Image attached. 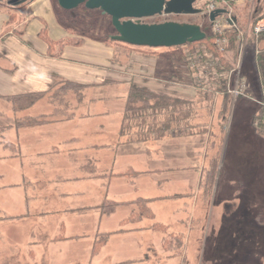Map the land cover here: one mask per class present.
<instances>
[{
	"label": "rangeland",
	"instance_id": "374dc122",
	"mask_svg": "<svg viewBox=\"0 0 264 264\" xmlns=\"http://www.w3.org/2000/svg\"><path fill=\"white\" fill-rule=\"evenodd\" d=\"M25 4H20L22 6L16 9L5 6L17 10L18 14L26 7ZM195 6L207 9V0H197ZM233 7L234 15L250 16L254 19L264 13V0H238ZM86 8L85 4H82L73 11V14L80 16L82 25L89 24L93 15ZM73 20V17L68 16L65 23L78 34L81 33ZM167 20L192 22L205 27L208 17L204 12L193 15L163 14L145 18L143 21L153 23ZM97 21V26L88 32L89 35L106 37L105 29H108L109 33H116L113 24L111 27V16H100ZM102 21L103 28L99 26ZM60 25L62 26L61 23ZM212 30L214 31V28ZM110 47L113 48L116 61L132 65V73H137L140 69L135 66V60L140 56L148 66H155L156 74L163 77L171 75L165 84L176 85L174 89L195 92L198 99V89L203 92L200 101L194 104L191 119L187 121L189 126L176 129L175 136L170 135L157 141H136L119 145V148L124 150L133 148L132 151L136 154H150L148 165L163 169L156 174L158 181L155 193L168 196H164L167 199H158L153 205L157 220L169 225L168 232L153 228L113 232L101 252L93 255L99 232L135 226L133 223H121L123 218L133 212L135 206L123 204L115 212L102 213L100 205L97 204L107 197L106 187L111 179L108 175L100 178L97 176L92 180L69 181L65 178L68 175L83 176L87 170H82V166L88 164L97 152L86 150L85 153H74L75 155L69 158L48 156L47 171L37 192L41 195L46 190L49 195L53 187H61L67 191L76 190L78 192L66 196L63 203L68 206L89 205V210L81 212L86 208H76L74 211L80 212L47 213L45 211H49V196L41 197L36 203L32 197L34 202L30 208H44L43 213L0 223V264H113V260L129 258L133 261L118 264H264V136L256 132L254 125V115L263 106L264 89L259 82L253 51L248 49L246 52L241 70L242 76L247 79L246 94L234 99L228 91L230 98L225 108V91L217 89L210 76L216 75L215 64L207 69L209 61L212 60L223 64L216 61L217 58L213 55L192 56L189 61L180 62L151 55L149 53L153 49L149 47ZM166 50L158 48L155 51ZM226 57L233 63L227 72L228 90L229 73L236 66L238 55L234 57L230 53L226 54ZM194 76L202 77L196 81ZM131 83L137 82L126 78L114 84L93 85L83 91L82 99L78 98L75 91H69L66 94L69 106L67 111L61 114L54 113L55 104L52 106L48 99L41 101L38 108H35L36 111L43 112L40 115H45L54 123L43 126L41 131H37L40 133H34L35 136L55 140L62 148L75 144L85 148L84 144L90 141L116 143V133L122 123ZM152 87L174 90L166 86ZM105 108L109 112L103 114L101 111ZM9 113L5 110L6 123L11 120ZM71 113H75L73 117H69ZM27 116L29 115L20 118ZM191 122L198 124L190 125ZM12 130L14 129L9 130L8 136H15L16 139L18 135ZM11 132L13 134H10ZM25 136L21 131L18 139ZM66 137H75L77 142H66ZM214 155L219 157L218 172L214 185L205 190L200 184L201 176ZM124 161L118 162L116 166H124ZM58 166L60 169H57ZM8 178L13 179L11 182L23 181V177L16 172ZM143 178L145 186L142 188L153 190L150 177ZM127 181L124 176H114L108 192L109 197L125 199V196L134 194L135 188ZM24 186L0 189V203L8 198V194H14V210L21 208L26 211L25 197L29 190ZM33 190L31 188L30 195ZM57 204L60 205V202ZM62 223L67 224L65 233L70 235V238L52 241L51 238L62 231ZM172 232L185 234L182 254L173 255L164 247V238ZM76 234L80 236H75Z\"/></svg>",
	"mask_w": 264,
	"mask_h": 264
},
{
	"label": "crops",
	"instance_id": "0c3cea01",
	"mask_svg": "<svg viewBox=\"0 0 264 264\" xmlns=\"http://www.w3.org/2000/svg\"><path fill=\"white\" fill-rule=\"evenodd\" d=\"M25 5L26 7L24 9L22 8V10L18 14L17 10L12 11L17 14L16 19L18 21L16 19L12 20V14L9 8L5 6L0 8V115H2L0 118V189H7L9 187L11 188L12 186L21 187V185L24 186L25 184L24 187L28 188L29 193H27V196L25 197L26 211L21 210V208L18 210H14L16 208L15 195L8 194V198L4 202L0 203V223L8 222L10 220L15 221L16 218H28L31 215L43 213L44 208L31 209L30 207L34 200L36 203L37 200L40 201L41 197L48 198V196L49 211H45L47 213L80 212L74 211L76 208H86L81 212L88 211L89 208L87 207H89V205L68 206L63 203V199L68 195L71 196L74 193L78 192L76 190L67 191L62 189L61 187H53L52 189H50L51 191L49 192V195L46 190H44V193L41 195L37 192L41 187V179L44 178V174L47 171L48 156H66L69 158L75 155L77 152L85 153L87 152L86 150H88L94 153L97 152V154L94 155V157L90 160L88 164H84L82 166V170H87V172L80 177L68 175L65 177L66 179H68L69 181H74V179L92 180L97 176L100 178L102 176L108 175L107 177L111 178L110 183L106 187L107 191L109 192V189L112 187L111 180L113 179V177L124 176L121 174L126 172L128 169L133 168L139 173L133 177H124H126L128 180L127 182L131 183L132 186L135 188V193L125 196V199H116L109 197L107 192V197L102 202L107 199L115 200L120 202V205L124 204L135 206V208L133 209L134 211L137 209V205L133 202L139 198H147L151 199L149 205L154 211V216L152 218L145 217L138 222L127 223L135 224V226L133 227H122L117 229L116 231L104 232L113 233L124 232L128 230L141 231L143 229H156L153 227V225L156 223H162L169 226L167 223L157 220L156 211L153 205L154 203L159 201L158 199H167L164 197L166 195L159 196L155 193L156 182L158 181L156 174L162 172L163 169L148 165L147 161L149 160V158H151L150 154H148V156L144 153L136 154L132 151L133 148H125V150L119 148V145H122L124 143L136 142V140L131 139L130 136L121 134L122 123L117 129V141L114 144L107 142L90 141V143L84 144V148L83 146H79L80 144L78 141L79 145L75 144L74 146L71 145L69 147L62 148L55 140H47L46 137L35 136L36 133H40L37 131H41L43 126L54 122L30 127H15L16 120L21 116H34L43 113L36 111L38 105L42 103L41 101H45V99H48L52 106H54L53 102L49 97H43L42 99L38 100L33 106L23 109L21 108L18 110L15 109L14 102L11 98L23 94L47 92L55 84L56 87L57 85L61 86L66 81L80 83L87 87H90L93 85H103L107 83L114 84L117 82H121L126 78L133 81L135 80V82H137L135 84L137 85L151 87L152 89L164 91L166 93L176 96H182L184 98H188L194 101H200L203 94L202 90L198 89L200 93V98L198 99V96L197 94H195V92L174 89L176 85L169 84L172 85L169 86L165 84V81L169 80V76H171L170 74H167L169 76L165 77L156 74L155 66H148L145 62V59L143 58V60L140 56H136L137 58L135 60V66L140 67V69L137 73H132L130 70L132 65H127L125 62L121 63L119 60L116 61L114 58L113 48L108 46L105 42L99 40L86 39L85 43L81 46L68 45L64 48L60 56H54L49 53V45L41 35L43 28H47V35L50 37V39L54 41H60L70 36V32L64 27H62L58 21L56 15L57 8L56 4L54 3V0H31ZM6 27H9V30L7 31V34H5V36H2V33L4 32ZM16 31H19L21 34L16 33ZM153 62L155 63L154 60ZM155 65L157 69V62ZM145 70L150 71L147 72ZM196 79L197 78H195V80ZM132 84L133 83H131V85ZM146 84L151 85L149 86ZM152 86H166L174 90L169 91V89H160ZM106 109L107 108L103 109L101 112L103 114L108 113L109 110ZM5 110L10 112L8 115L10 116L11 120L8 123H6V119H4ZM192 122L194 121L192 120ZM192 122L190 125L198 124ZM187 123L188 122H183V126L181 129L186 128V126H189ZM10 129H14L12 131H16L18 137L21 131L25 133L26 136L23 139H18V137L14 139L15 136H8V132ZM101 132L105 133L104 130H101ZM10 134L13 133L11 132ZM176 134V130L172 129L170 131H166L165 135L160 138H153L146 141H157L161 138L170 135L175 136ZM70 138L71 137H66L64 141H73L75 143L77 142V139L75 137H72L71 139ZM6 142L14 144V146H7L5 144ZM148 152H151L150 148H148ZM122 160H125L124 166L118 168L116 164H118V162ZM57 169H60V167L58 166ZM90 171L92 172L89 173ZM15 172L23 177V181L11 182L13 179H9L8 177L14 174ZM143 177H150L152 188H154L153 190L148 188H142L145 186L142 181L144 179ZM31 188L34 189L33 191H31L32 195H30ZM80 192L84 193V191ZM32 197H34L35 199L31 200ZM57 202H60V205H58ZM100 204L101 203H98L97 205ZM129 216L123 218L121 220V223L124 219ZM66 228L67 224L62 223V231L52 237L51 240L60 241L70 238V235H67L65 233ZM120 229L125 230L118 231ZM63 235L65 236V238H57ZM75 236L80 235L76 234ZM126 261L130 262L133 261V259H118L113 260L112 263L118 264L119 262Z\"/></svg>",
	"mask_w": 264,
	"mask_h": 264
},
{
	"label": "trees",
	"instance_id": "16d2710c",
	"mask_svg": "<svg viewBox=\"0 0 264 264\" xmlns=\"http://www.w3.org/2000/svg\"><path fill=\"white\" fill-rule=\"evenodd\" d=\"M58 8L56 9V15L62 26L70 32V36L60 41H54L50 39L47 35V28L44 27L41 35L44 40L47 41L49 45V53L54 56H60L64 50V48L68 45L74 46H81L85 43L86 39L92 38L97 39L100 41L105 42L107 45L111 46H124V47H132V48H141L147 46H135L131 45L122 41H118L113 39V35L115 34L109 33L108 29H105L106 37H97L93 35H89L88 32L95 29L97 26V19L100 16H107L99 9H89L86 8L89 13H93L91 15L89 24H81L80 23V16L77 14H73L74 9L66 10L62 8L57 0H54ZM238 0H230L231 4L234 5L235 2ZM13 7L16 9L17 7H21L22 5H13L10 3V0H6L4 4V0H0V8L3 6ZM20 5V6H19ZM5 6V7H6ZM12 14V20L16 19V13L12 12L13 9L9 8ZM202 12H205V9L202 8ZM68 16L73 17V21L78 26L81 33L74 29H71L68 24L65 23L66 18ZM206 16V14H205ZM220 16H225L221 14ZM237 23L239 27L243 28L246 27L249 23L253 25L256 24L261 18L264 17V13L261 16H257L254 19H251L250 16H242L239 14L235 15ZM112 20V19H111ZM207 26L203 27L206 31V37L200 41L190 42L186 45L182 46H175V47H149L153 50L149 53L156 57L160 58H171L178 60L180 62L189 61L192 56H214L216 57V61H219L223 64H217L216 68V75L211 74L212 80L216 83L217 89H222L225 91L224 98H223V106L227 108V102L230 98V94H228L226 79H227V72L233 66V63L226 57V54H230L231 56H236L238 54V44H237V34L238 30L236 27H229L225 30V35L229 37V44L226 51H221L217 45L216 41L219 37L213 29L214 22L211 21L209 18L207 20ZM99 26L103 28V21L100 22ZM112 27V23H111ZM9 27H6L2 36L7 34ZM16 33L21 34L19 31ZM248 47L251 51H253L255 55V64L259 74V82L263 86L264 89V34L259 37V43L256 40V37L253 35L248 43ZM257 47L259 48L258 54H256ZM160 48H166L167 50L164 52H156L155 50ZM142 51V50H141ZM148 54V53H147ZM205 59V58H204ZM195 80V76H194ZM261 86V87H262ZM56 87V84L52 86V88L47 92H38V93H31V94H23L19 96H14L11 99L14 102L15 109H23L33 106L38 100L42 99L43 97H49L53 104H55V111L54 113H64L67 111V107L69 106L66 100V94L69 91H75L78 98H83V91L86 89L87 86L76 83L66 81L61 86ZM198 102V101H197ZM196 101L190 100L188 98H184L182 96H176L164 91L148 88L145 86L137 85L133 83L130 86L124 117L121 126V134L132 136L131 139L136 141H146L150 139H157L165 135L166 131L180 129L183 126V122L190 121L191 114L194 109V104ZM62 104V105H61ZM65 104V105H63ZM75 113H71L69 117H73ZM179 115V117H176ZM45 115H38V116H27L23 118H18L15 123L16 128L21 127H30L36 126L40 124H45L50 122ZM254 125L256 132L264 136V106H261L260 109L254 115ZM7 146L13 147L14 144L5 143ZM218 155H214L210 159V164L207 166L202 173L201 176V186L202 188L209 189L214 185L216 175L218 172ZM139 172L135 171L133 168L128 169L126 172L122 173L121 175L127 177L136 176ZM151 199L147 198H139L135 200L133 203L137 205V209L134 210L129 217L122 221V224L125 225L129 222H138L145 217L152 218L154 216V211L152 210L151 206L149 205ZM120 205V202L115 200H105L99 206L102 213H112L115 212ZM156 229H161L165 232H168V226L162 223H156L153 225ZM125 229H120L118 231H124ZM112 232H104L99 233L97 239L94 243L93 247V255L98 254L102 247L108 242L110 235ZM57 238H63V236H59ZM164 247L167 251L171 252L173 255L182 254L184 247H185V234L183 232L179 233H170L164 238Z\"/></svg>",
	"mask_w": 264,
	"mask_h": 264
},
{
	"label": "water",
	"instance_id": "95a60500",
	"mask_svg": "<svg viewBox=\"0 0 264 264\" xmlns=\"http://www.w3.org/2000/svg\"><path fill=\"white\" fill-rule=\"evenodd\" d=\"M27 0H10L13 5ZM59 5L72 10L82 4L89 9H99L111 16L117 31L113 39L135 46L175 47L190 42L200 41L206 37L202 25L186 21L167 20L163 22H144L145 18L156 15L202 13L195 6L197 0H57ZM226 10L218 9L210 14V20ZM236 20V18H235Z\"/></svg>",
	"mask_w": 264,
	"mask_h": 264
},
{
	"label": "built area",
	"instance_id": "2783aa9c",
	"mask_svg": "<svg viewBox=\"0 0 264 264\" xmlns=\"http://www.w3.org/2000/svg\"><path fill=\"white\" fill-rule=\"evenodd\" d=\"M226 9L225 16H218L214 21L213 28L214 32L219 35L216 45L221 51H226L229 44V37L225 35V30L229 27H236L238 30L237 34V46H238V59L236 66L230 70L229 73V83H228V91L235 98L246 94L248 89L247 79L242 76V64L245 57V54L248 50V43L250 38L254 35L256 37L257 42L259 43V37L264 34V17L261 18L256 24L249 23L246 27H239L237 21L234 16V7L231 4L230 0H207V9L206 12L208 15L213 11L218 9ZM259 48L257 47L256 54H258ZM217 63L215 60L209 61L207 69L211 68ZM214 66V67H215ZM200 77L196 79V81L200 80ZM204 79V78H202ZM217 93H219L217 91ZM262 105L264 106V100L262 101Z\"/></svg>",
	"mask_w": 264,
	"mask_h": 264
},
{
	"label": "flooded vegetation",
	"instance_id": "af4514ba",
	"mask_svg": "<svg viewBox=\"0 0 264 264\" xmlns=\"http://www.w3.org/2000/svg\"><path fill=\"white\" fill-rule=\"evenodd\" d=\"M31 0H27L25 3H28V2H30Z\"/></svg>",
	"mask_w": 264,
	"mask_h": 264
}]
</instances>
